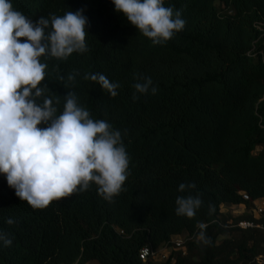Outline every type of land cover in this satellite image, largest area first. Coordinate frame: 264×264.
Wrapping results in <instances>:
<instances>
[{"label": "trees", "instance_id": "trees-1", "mask_svg": "<svg viewBox=\"0 0 264 264\" xmlns=\"http://www.w3.org/2000/svg\"><path fill=\"white\" fill-rule=\"evenodd\" d=\"M11 3L33 22L83 10L88 51L67 60L42 58L44 95L59 115L64 97L74 93L92 119L121 132L130 163L111 201L93 184L45 209L21 201L0 175V231L13 241L0 244V264H256L264 230L223 225L260 222L264 0H164L181 12L185 27L162 45L144 37L111 0ZM97 73L120 85L115 97L85 79ZM139 77H150L157 93L133 100ZM181 183L196 187L181 193ZM188 195L202 200L192 218L176 215L177 197ZM226 206L247 213L228 217ZM187 237L193 239L185 255L172 251L164 262L139 257L146 245L159 249Z\"/></svg>", "mask_w": 264, "mask_h": 264}, {"label": "clouds", "instance_id": "clouds-1", "mask_svg": "<svg viewBox=\"0 0 264 264\" xmlns=\"http://www.w3.org/2000/svg\"><path fill=\"white\" fill-rule=\"evenodd\" d=\"M111 3L154 45L170 41L185 27L181 12L165 7L164 0ZM87 25L83 10L33 22L14 10L11 0H0V175L33 209H45L93 184L100 196L111 201L129 175L130 159L119 130L106 120L92 119L72 92L64 97L59 115L53 100L44 95L48 65L42 58L67 60L74 53H86ZM68 79L74 80L75 74ZM85 79L97 82L112 97L118 94L120 85L103 74ZM133 87V100L137 94L157 93L150 77L137 78ZM195 187L181 183L179 191ZM201 205L198 195L179 196L176 215L192 218ZM6 223L13 225L15 220ZM12 243L0 231V244L10 247Z\"/></svg>", "mask_w": 264, "mask_h": 264}, {"label": "built area", "instance_id": "built-area-1", "mask_svg": "<svg viewBox=\"0 0 264 264\" xmlns=\"http://www.w3.org/2000/svg\"><path fill=\"white\" fill-rule=\"evenodd\" d=\"M245 200H249L248 196H244ZM255 216L260 221L259 223L253 222V221H240L238 223H228L227 225H223L224 228L229 229H239L243 231L251 230V229H261L264 230V200H259L256 202V209H255ZM263 221V222H262ZM207 225H203V227H206ZM193 238L187 237V238H175L170 243L165 245L164 247H161L159 249H154L150 245H146L142 250L140 251L139 257L143 262H164L166 261L171 253L172 250H178L182 252L183 255L186 254L187 250V244L190 242ZM256 264H264V253L259 255L256 260Z\"/></svg>", "mask_w": 264, "mask_h": 264}, {"label": "crops", "instance_id": "crops-1", "mask_svg": "<svg viewBox=\"0 0 264 264\" xmlns=\"http://www.w3.org/2000/svg\"><path fill=\"white\" fill-rule=\"evenodd\" d=\"M232 208H233L232 211L231 212L229 211L230 213L229 212L228 213H225L223 211L224 215H226L228 217H238V216H242V215H244V214L247 213V211L245 210L244 207H232ZM229 214H231V215H229Z\"/></svg>", "mask_w": 264, "mask_h": 264}, {"label": "rangeland", "instance_id": "rangeland-1", "mask_svg": "<svg viewBox=\"0 0 264 264\" xmlns=\"http://www.w3.org/2000/svg\"><path fill=\"white\" fill-rule=\"evenodd\" d=\"M232 209H233L232 206H231V207L226 206V207H224V210H223V211H224L225 213H228L229 211L231 212ZM230 212H229V213H230ZM245 212H246V211H245ZM229 215H231V214H229ZM172 251H178V250H172Z\"/></svg>", "mask_w": 264, "mask_h": 264}]
</instances>
